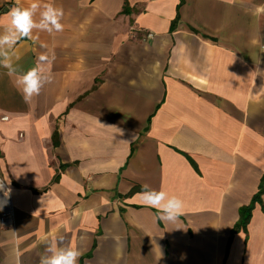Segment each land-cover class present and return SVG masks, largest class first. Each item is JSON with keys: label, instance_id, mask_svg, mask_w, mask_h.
<instances>
[{"label": "crops", "instance_id": "0c3cea01", "mask_svg": "<svg viewBox=\"0 0 264 264\" xmlns=\"http://www.w3.org/2000/svg\"><path fill=\"white\" fill-rule=\"evenodd\" d=\"M31 2L0 0V33ZM41 2L63 31L9 55L54 54L50 83L25 102L0 67V264L61 237L78 264H264V193L232 232L264 175V0ZM143 184L184 201L178 222Z\"/></svg>", "mask_w": 264, "mask_h": 264}, {"label": "clouds", "instance_id": "9594fccd", "mask_svg": "<svg viewBox=\"0 0 264 264\" xmlns=\"http://www.w3.org/2000/svg\"><path fill=\"white\" fill-rule=\"evenodd\" d=\"M17 4H19V0H17ZM7 15L10 18V23L0 33V67L7 69L9 76H15V86L25 102H28L40 94L46 83H50V76L43 75L38 65L44 62L51 63L55 56L53 54L50 57L47 52L41 53L37 58V66L21 73L17 71V66L9 55V50L13 49L22 39L33 40L34 32L49 34L62 32L64 25L61 21L64 10L53 3L32 0L27 7H11ZM138 195L145 206L158 211L157 218L161 222L176 223L184 215V201L176 195L170 196L167 192L153 189L148 184L141 185ZM62 240L63 237L46 247L45 253L41 254L39 258V264H78L82 253L77 248L64 246Z\"/></svg>", "mask_w": 264, "mask_h": 264}, {"label": "trees", "instance_id": "16d2710c", "mask_svg": "<svg viewBox=\"0 0 264 264\" xmlns=\"http://www.w3.org/2000/svg\"><path fill=\"white\" fill-rule=\"evenodd\" d=\"M263 193H264V175L260 179L258 191L253 195L251 202L248 205L242 206L239 209V219L237 223L234 225L232 232H235L239 229L245 230V227L250 218L251 210L254 206V203L258 202L261 204V195Z\"/></svg>", "mask_w": 264, "mask_h": 264}, {"label": "built area", "instance_id": "2783aa9c", "mask_svg": "<svg viewBox=\"0 0 264 264\" xmlns=\"http://www.w3.org/2000/svg\"><path fill=\"white\" fill-rule=\"evenodd\" d=\"M146 36H147L146 38H150V37H152V33H147ZM1 119H2V120H7L8 117H7V116H2ZM0 183H2V182H0ZM2 184H3V183H2ZM7 216H8V213H4V214L2 215V217H1V220H2V221H5V219H6Z\"/></svg>", "mask_w": 264, "mask_h": 264}, {"label": "bare ground", "instance_id": "6f19581e", "mask_svg": "<svg viewBox=\"0 0 264 264\" xmlns=\"http://www.w3.org/2000/svg\"><path fill=\"white\" fill-rule=\"evenodd\" d=\"M6 188L2 183H0V195H5ZM7 193V192H6ZM9 207V206H8Z\"/></svg>", "mask_w": 264, "mask_h": 264}]
</instances>
